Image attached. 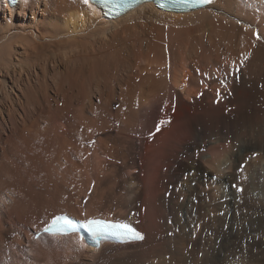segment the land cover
<instances>
[{
  "label": "bare ground",
  "instance_id": "bare-ground-1",
  "mask_svg": "<svg viewBox=\"0 0 264 264\" xmlns=\"http://www.w3.org/2000/svg\"><path fill=\"white\" fill-rule=\"evenodd\" d=\"M0 264H264V0H0Z\"/></svg>",
  "mask_w": 264,
  "mask_h": 264
},
{
  "label": "snow or ice",
  "instance_id": "snow-or-ice-1",
  "mask_svg": "<svg viewBox=\"0 0 264 264\" xmlns=\"http://www.w3.org/2000/svg\"><path fill=\"white\" fill-rule=\"evenodd\" d=\"M87 2L88 0H85V3ZM198 2L205 3V4H212V3H215V0H198ZM256 39L260 40L262 39V37L257 33ZM232 71L233 72L235 71L234 65H233ZM221 83H224V81L222 80ZM160 123L163 124V123H166V121L162 120ZM42 224H43V228L41 230L46 233L67 234L69 229L73 227H80L83 230L90 233L94 237H99L100 235H102V233L105 231L107 227L106 225L102 224L101 221L96 220V219H86L83 222H80V221H75L65 215L54 216L51 220L47 222L42 221ZM120 227L134 232V230L131 229L130 226L127 224L120 225Z\"/></svg>",
  "mask_w": 264,
  "mask_h": 264
},
{
  "label": "rangeland",
  "instance_id": "rangeland-1",
  "mask_svg": "<svg viewBox=\"0 0 264 264\" xmlns=\"http://www.w3.org/2000/svg\"><path fill=\"white\" fill-rule=\"evenodd\" d=\"M18 56H19V55H18ZM15 60L17 61V58H16ZM217 102H220V101H217ZM176 109H177L176 107H174V108L172 109V111H171L172 114H173V113L175 114ZM174 114H173V115H174ZM157 129H159V130H157ZM157 129H156L155 131H153V133H152L153 136L159 134V133L162 131V130H161V127H157Z\"/></svg>",
  "mask_w": 264,
  "mask_h": 264
}]
</instances>
